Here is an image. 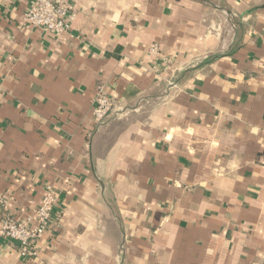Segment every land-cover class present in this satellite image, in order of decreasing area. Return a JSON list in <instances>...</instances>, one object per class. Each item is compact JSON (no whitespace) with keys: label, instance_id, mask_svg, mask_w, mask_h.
Returning <instances> with one entry per match:
<instances>
[{"label":"crops","instance_id":"0c3cea01","mask_svg":"<svg viewBox=\"0 0 264 264\" xmlns=\"http://www.w3.org/2000/svg\"><path fill=\"white\" fill-rule=\"evenodd\" d=\"M31 1L0 0V223L57 204L0 264H264V0H65L60 36Z\"/></svg>","mask_w":264,"mask_h":264},{"label":"built area","instance_id":"2783aa9c","mask_svg":"<svg viewBox=\"0 0 264 264\" xmlns=\"http://www.w3.org/2000/svg\"><path fill=\"white\" fill-rule=\"evenodd\" d=\"M76 14L72 5L65 0H32L28 10L22 16V24L31 28H41L54 36L68 32ZM151 54H158L159 47L152 44ZM113 102L102 89H98L92 110L96 123L104 122L112 112ZM264 166V156L260 160ZM57 204V193L51 186H46L45 193L35 209L34 225L6 217L0 223V238L14 242L18 255L28 261L38 256L36 242L48 229L52 212Z\"/></svg>","mask_w":264,"mask_h":264}]
</instances>
